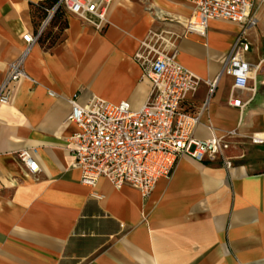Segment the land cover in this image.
<instances>
[{
  "label": "crops",
  "instance_id": "1",
  "mask_svg": "<svg viewBox=\"0 0 264 264\" xmlns=\"http://www.w3.org/2000/svg\"><path fill=\"white\" fill-rule=\"evenodd\" d=\"M44 1L0 0V87L11 63L24 69L0 102V264H264V143L251 141L264 134V0L244 31L252 90L239 92L243 109L228 104L226 74L205 105L243 25L213 19L200 36L186 30L190 0H115L103 29L61 11L28 42ZM150 48L176 50L201 79L187 99L202 111L195 137L228 141L231 166L184 155L148 196L104 177L86 185L70 152L72 103L141 107L150 81L137 55ZM24 150L37 172L20 160Z\"/></svg>",
  "mask_w": 264,
  "mask_h": 264
},
{
  "label": "built area",
  "instance_id": "2",
  "mask_svg": "<svg viewBox=\"0 0 264 264\" xmlns=\"http://www.w3.org/2000/svg\"><path fill=\"white\" fill-rule=\"evenodd\" d=\"M115 0H56L45 7L46 15L36 36L31 33L24 39H39L57 11L79 17L84 23L103 29L109 23V14ZM193 17L184 21L188 33L204 36L209 21L228 20L243 25L224 67L217 77L208 82V98L214 94L219 78L233 77L228 104L243 109L245 102L239 92L252 90L250 63L245 59L249 42L244 31L258 23L256 0H190ZM150 81L146 101L134 108L130 101L113 103L94 99L88 104L78 100L72 103L67 118L77 124L78 130L70 137V152L74 167L81 170L84 184L94 187L101 178L115 187L130 185L148 196L158 181L171 177L179 159L188 155L198 161L220 158L226 167L231 159L226 156L229 142L223 137L209 139L195 137L202 111L193 110L187 103L188 95L195 93L201 79L177 60V51H159L150 48L146 57L137 55ZM24 74L22 61L9 65L7 77L0 87V102H8L12 84ZM253 143H264V134L251 136ZM20 160L31 172L39 170V163L29 150L21 151Z\"/></svg>",
  "mask_w": 264,
  "mask_h": 264
},
{
  "label": "trees",
  "instance_id": "3",
  "mask_svg": "<svg viewBox=\"0 0 264 264\" xmlns=\"http://www.w3.org/2000/svg\"><path fill=\"white\" fill-rule=\"evenodd\" d=\"M56 0H50V1H44L42 3H40L37 7L40 10L42 16L46 15V11L44 10L45 7H50ZM61 11H57V13L55 14V16L53 18H55L57 16L58 13H60ZM45 31L41 34V37H43Z\"/></svg>",
  "mask_w": 264,
  "mask_h": 264
},
{
  "label": "rangeland",
  "instance_id": "4",
  "mask_svg": "<svg viewBox=\"0 0 264 264\" xmlns=\"http://www.w3.org/2000/svg\"><path fill=\"white\" fill-rule=\"evenodd\" d=\"M257 4H255V6H256Z\"/></svg>",
  "mask_w": 264,
  "mask_h": 264
}]
</instances>
